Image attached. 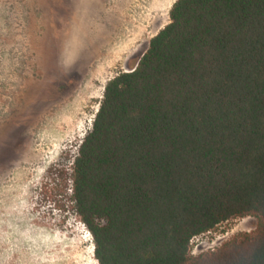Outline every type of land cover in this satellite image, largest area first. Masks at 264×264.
<instances>
[{"label":"trees","instance_id":"16d2710c","mask_svg":"<svg viewBox=\"0 0 264 264\" xmlns=\"http://www.w3.org/2000/svg\"><path fill=\"white\" fill-rule=\"evenodd\" d=\"M106 82L71 170L98 264H264V0H175ZM257 226L191 254L193 239Z\"/></svg>","mask_w":264,"mask_h":264},{"label":"rangeland","instance_id":"374dc122","mask_svg":"<svg viewBox=\"0 0 264 264\" xmlns=\"http://www.w3.org/2000/svg\"><path fill=\"white\" fill-rule=\"evenodd\" d=\"M175 0H0V264H98L71 170L107 81L134 69ZM257 226L192 241L197 255Z\"/></svg>","mask_w":264,"mask_h":264},{"label":"built area","instance_id":"2783aa9c","mask_svg":"<svg viewBox=\"0 0 264 264\" xmlns=\"http://www.w3.org/2000/svg\"><path fill=\"white\" fill-rule=\"evenodd\" d=\"M219 245V244H218Z\"/></svg>","mask_w":264,"mask_h":264}]
</instances>
